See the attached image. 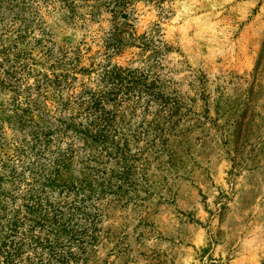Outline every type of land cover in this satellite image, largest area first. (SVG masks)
Wrapping results in <instances>:
<instances>
[{
    "label": "trees",
    "instance_id": "trees-1",
    "mask_svg": "<svg viewBox=\"0 0 264 264\" xmlns=\"http://www.w3.org/2000/svg\"><path fill=\"white\" fill-rule=\"evenodd\" d=\"M135 10L0 0V264H88L103 222L148 193L151 163L187 151L174 127L186 114L154 70L158 25L137 33ZM95 24L93 54L58 44L64 29ZM134 46L147 65L111 61Z\"/></svg>",
    "mask_w": 264,
    "mask_h": 264
},
{
    "label": "rangeland",
    "instance_id": "rangeland-1",
    "mask_svg": "<svg viewBox=\"0 0 264 264\" xmlns=\"http://www.w3.org/2000/svg\"><path fill=\"white\" fill-rule=\"evenodd\" d=\"M135 9L137 33L158 25L154 70L186 114L174 127L187 151L151 163L148 193L103 222L108 236L87 263L264 264V0H135ZM101 35L97 24L68 27L57 42L93 54ZM147 53L128 47L111 61L143 66Z\"/></svg>",
    "mask_w": 264,
    "mask_h": 264
}]
</instances>
